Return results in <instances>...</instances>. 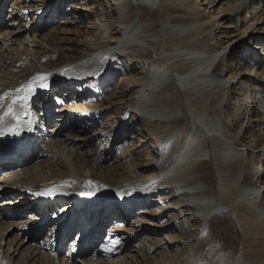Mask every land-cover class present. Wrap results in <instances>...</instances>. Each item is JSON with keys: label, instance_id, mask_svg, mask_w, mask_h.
Returning <instances> with one entry per match:
<instances>
[{"label": "bare ground", "instance_id": "6f19581e", "mask_svg": "<svg viewBox=\"0 0 264 264\" xmlns=\"http://www.w3.org/2000/svg\"><path fill=\"white\" fill-rule=\"evenodd\" d=\"M11 6L8 27L22 18L0 34V150L16 149L0 154V264H264V0ZM120 193L137 206L103 204ZM79 199L92 222L105 215L70 234L75 246L94 232L86 250L56 254L54 223L38 227L59 209L70 223Z\"/></svg>", "mask_w": 264, "mask_h": 264}, {"label": "rangeland", "instance_id": "374dc122", "mask_svg": "<svg viewBox=\"0 0 264 264\" xmlns=\"http://www.w3.org/2000/svg\"><path fill=\"white\" fill-rule=\"evenodd\" d=\"M13 1H15V0H6V3L4 4V2H5V0H4V2L2 3V5H1V7H0V23H1V26H0V34H3V33H5V32H7V31H9V30H14L15 29V27L18 25V22L20 21V18H22V17H20L18 20H17V23L14 25V27L13 28H9L8 26V24L10 23V21H9V19L8 18H6L7 17V15H12V11L13 10H11V8H12V6H11V3L13 2ZM217 1H215V3H216ZM219 4H217L216 6H218ZM215 6V7H216ZM11 11V12H10ZM156 13L157 14H159V10H156ZM9 16V17H10ZM40 14H39V16H38V18H36V21H35V23L38 25V24H41L42 25V23L44 24L45 23V21L48 19H46V16H44V18H42L43 19V21L40 23ZM29 18V24L28 23H26V22H23V23H19V25L22 27L21 28V31H23L24 30V27H28V28H30V26L32 25L30 22H32V19L34 18V15L33 16H31V18H30V16L28 17ZM62 18H65L64 16H61L60 17V15L59 16H57V17H52L51 18V21L53 20V21H55V22H57L58 20L60 21V20H62ZM50 25L51 26H58L59 24H57V23H55V24H53L52 25V23H50ZM49 30V29H48ZM20 32V30L18 31V33ZM249 46H252L253 47V45L252 44H250ZM248 46V47H249ZM258 46V45H257ZM240 48H242L241 46H239V47H237L236 48V50H235V56L236 55H238V53L241 51L240 50ZM250 49V48H249ZM252 49H254V48H252ZM255 52H257V55L260 53L259 51H257L256 50V48H255V50H254ZM259 57H262L261 55H258V57H256V59H257V61L260 59ZM261 62H258L257 63V65L258 64H260ZM242 64H244V63H242ZM255 66V65H254ZM97 87H98V85H97ZM103 87H105L104 85L102 86V88H101V90L103 89ZM77 89V88H76ZM75 90V89H74ZM92 93H98V89L96 90V92H92ZM88 98H90V97H88ZM226 98H227V96H226ZM253 99H254V97L252 96V98L250 99L249 97L246 99V101L248 100V101H250L251 100V104H253ZM54 102H55V100H53V102H51V104L53 103L54 104ZM249 103V104H250ZM55 104H56V107L58 108L60 105V103L59 104H57L56 102H55ZM247 105V104H246ZM54 106V105H53ZM55 107V108H56ZM243 107V109H244V106H242ZM241 107V108H242ZM53 108V107H52ZM249 109L250 108H247L246 109V114H244L243 113V110H240V108L238 109L237 108V115L240 117V120H242L243 119V116L244 115H246V116H248L249 115V113H248V111H249ZM51 117H54V116H51ZM230 118V114H229V116H228V119ZM97 124H98V122H97ZM110 144V143H109ZM109 144H108V146L107 147H109ZM30 154V153H29ZM36 160L37 159H32L31 161H29V163H31V164H33V163H35L36 162ZM262 172H263V170H262ZM217 179L215 178V181H216ZM218 181V180H217ZM231 186V188H232V191L234 192V193H236L235 191L237 190H235V188H234V186H233V184L232 185H230ZM230 188V189H231ZM107 198H109V197H107ZM138 209V208H137ZM135 216V215H134ZM134 216H133V218H134ZM225 221H228V220H226V218H225ZM105 229H103V232H105L104 230H106V226L104 227Z\"/></svg>", "mask_w": 264, "mask_h": 264}, {"label": "snow or ice", "instance_id": "6c2138e0", "mask_svg": "<svg viewBox=\"0 0 264 264\" xmlns=\"http://www.w3.org/2000/svg\"><path fill=\"white\" fill-rule=\"evenodd\" d=\"M42 79H43V78H42ZM41 87H43V88H47L48 85L42 83V84H41ZM9 95H10V93H4L3 96H0V102H2V101L4 100V98L7 97V96H9ZM25 99H27V97H25ZM13 103H15V101H13ZM22 107H23V104H22ZM6 114H10V115H12L13 118L17 120V125H16L14 128H11V129H10L11 134H12V135H19V134H20V133H19L20 116H19L17 113H15L14 111H12L11 108L9 109V112L6 113ZM25 114H26V113H25ZM2 123H3V119H2V117H0V124H2ZM29 123H30V122H29ZM4 134H5L4 129H3L2 127H0V136H2V135H4ZM53 194H54V191H53V190H49V191L46 192V193H38V195H49V196H51V195H53Z\"/></svg>", "mask_w": 264, "mask_h": 264}]
</instances>
